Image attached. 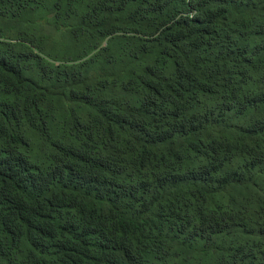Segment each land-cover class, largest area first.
<instances>
[{"label":"trees","instance_id":"16d2710c","mask_svg":"<svg viewBox=\"0 0 264 264\" xmlns=\"http://www.w3.org/2000/svg\"><path fill=\"white\" fill-rule=\"evenodd\" d=\"M0 264H264V0H0Z\"/></svg>","mask_w":264,"mask_h":264}]
</instances>
